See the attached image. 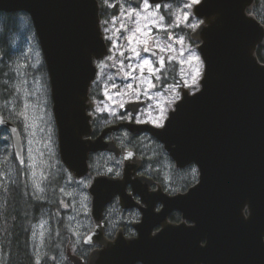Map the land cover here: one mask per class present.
Returning a JSON list of instances; mask_svg holds the SVG:
<instances>
[{
  "label": "water",
  "instance_id": "water-1",
  "mask_svg": "<svg viewBox=\"0 0 264 264\" xmlns=\"http://www.w3.org/2000/svg\"><path fill=\"white\" fill-rule=\"evenodd\" d=\"M255 2L201 0L193 7L203 20L191 35L200 42L205 65L201 88L194 94L182 92L164 128L124 122L91 140L90 90L97 62L109 52L98 0H0V12H25L31 18L49 76L61 160L75 177L88 173L90 153L120 154L115 141L105 138L122 128L133 135L151 134L176 168L195 164L199 169V181L188 192L146 199L130 177L137 167L128 161L135 154L126 151L123 178L100 176L90 188L96 225L84 242L102 249L90 254L88 264H264V63L257 56L258 48H264V25L249 13ZM145 49L159 54L154 47ZM143 105L131 102L124 111L134 117ZM0 129L11 133L23 165L19 128L0 115ZM129 184L141 194L144 208L127 192ZM115 197L123 209L141 208V221L134 225L137 236L104 237L101 220ZM157 201L163 204L160 211L154 209ZM174 210L182 213L183 223L168 222ZM69 258L85 264L77 256Z\"/></svg>",
  "mask_w": 264,
  "mask_h": 264
},
{
  "label": "rangeland",
  "instance_id": "rangeland-1",
  "mask_svg": "<svg viewBox=\"0 0 264 264\" xmlns=\"http://www.w3.org/2000/svg\"><path fill=\"white\" fill-rule=\"evenodd\" d=\"M99 1L106 8L101 28L110 52L98 63L94 87L100 97H92L91 115L102 126L123 118L129 120L130 115L122 111L123 107L129 102L144 101L136 121L156 125L163 110L165 119L161 123L164 124L169 111L181 97L178 86L200 88L204 63L197 49L200 42L192 41L190 34L202 20L194 16V5L185 7L191 0H172L147 11L143 8V0ZM31 24L28 17L22 16L20 29L15 34L13 93L3 105L19 123L25 159L23 165L16 160L19 168L10 163L8 156L13 143L9 132L2 130L0 190L6 180L20 174L27 192L47 204L43 209L45 213L34 218L36 223L31 229V248L36 264H70L71 254L86 256L83 240L94 225L87 193L89 182L72 179L61 162L48 74L43 70L45 62L41 49L33 42ZM137 28L140 31H135ZM150 38L155 40V47L160 51L157 58L147 56L143 51ZM145 59L151 65L141 68ZM161 59L164 64L159 63ZM3 161L4 167L1 166ZM162 162L166 169H171L166 158ZM106 163V172H112L113 167ZM37 185L43 191H38ZM107 218L110 223H116V204L108 208ZM4 262L5 253L0 241V264Z\"/></svg>",
  "mask_w": 264,
  "mask_h": 264
},
{
  "label": "flooded vegetation",
  "instance_id": "flooded-vegetation-1",
  "mask_svg": "<svg viewBox=\"0 0 264 264\" xmlns=\"http://www.w3.org/2000/svg\"><path fill=\"white\" fill-rule=\"evenodd\" d=\"M151 47H155V40L153 38L149 39V44H146ZM160 52V51H159ZM166 65V63H165ZM179 82V81H177ZM180 92L183 89H189L190 93L196 92V88H187L185 86H178ZM129 120L124 119L115 120L113 125L123 123V122H136V123H150L146 122H137L136 117H132L130 113ZM95 119L93 121V132L90 136L91 140L98 138L102 131L106 126H101L96 124ZM152 124V123H150ZM153 125V124H152ZM156 126V125H154ZM157 127V126H156ZM124 136V137H123ZM123 137V140H120ZM107 140H113L117 143V145L121 148L122 151L131 150L135 154V160L129 159V163L134 164L137 167L136 170L131 171V180L136 182V189L143 193L147 198H152L154 195L159 194H168V195H176L180 193H186L191 187H193L199 180V172L195 165H190L189 167L178 170L175 166V163L169 157V155L164 151V148L161 144H159V150L155 147V139L149 133H142L139 135H133L126 131L125 129H121L120 131L109 133L106 138ZM130 140L135 143L136 149L126 148L123 149V142ZM151 142H153L152 145ZM167 159L171 164V169H166L163 165L162 159ZM89 163V172L86 176L81 179H77L74 177L72 173H69L72 179L74 180H87L89 185L87 187V193L92 201L90 188L93 181L100 177L107 175L112 178H122L123 177V167L126 163V158L124 154L117 155L115 152L108 151H100L89 154L88 157ZM106 161L109 163L108 167H113L112 172H106ZM189 184V186H187ZM127 192L133 195L134 200L141 205L142 208L146 205L145 201H143L140 193L134 191L132 184H129L127 187ZM41 202H44L41 200ZM114 204L118 205V218L116 223H110L107 218L108 208L113 206ZM163 207L161 201H157L155 203V211H160ZM248 215V211L245 212ZM142 212L141 208L135 207L132 209H122L120 207V199L116 197L110 205L105 209L103 214L101 224L104 229V237L110 241H114L117 236L123 235L125 238H132L137 235V231L134 228L136 223L141 221ZM92 219V216L90 217ZM93 220V219H92ZM168 222L170 224H181L184 222L182 217V213L174 210L168 217ZM94 223V221H93ZM187 224H190L189 221H186ZM95 227V223L93 225V229ZM92 229V230H93ZM91 230V231H92ZM160 230V227L154 229V232ZM86 264H88L89 255L92 251L96 249H101L102 246L95 244L93 246H86ZM69 250V248H68ZM72 264V263H71ZM137 264V263H136Z\"/></svg>",
  "mask_w": 264,
  "mask_h": 264
},
{
  "label": "trees",
  "instance_id": "trees-1",
  "mask_svg": "<svg viewBox=\"0 0 264 264\" xmlns=\"http://www.w3.org/2000/svg\"><path fill=\"white\" fill-rule=\"evenodd\" d=\"M99 3L100 17L101 19H104L106 15V8L102 6L100 1ZM250 13L255 15L258 20L264 24V0H256L255 6ZM22 16L28 17L31 23L29 15L24 12H0V114L6 119L14 122L18 127L19 123L16 122L13 116H10L7 113L3 105L13 93L12 84L14 75L16 74L13 68L15 60L14 43H16L15 34L20 29ZM30 31L33 32V42L35 41L36 44L39 45L37 36L34 34L35 31L32 24ZM257 56L259 60L264 63V48L260 47L258 49ZM28 68L31 69L32 67ZM43 70L46 74L45 64L43 65ZM33 71L36 70L34 69ZM91 97H100L99 92L96 91V87L92 88ZM95 122V126H97V120ZM154 144L159 150V143L155 142ZM128 146L136 149L134 142L130 140L123 142V147L128 148ZM8 158L10 163L15 164L19 168L13 150ZM4 165L3 161L1 166L4 167ZM187 186H189V184H187ZM0 198V241L1 248L5 253L4 264H36V257L31 248V229L32 224L35 221L34 218L38 217L37 214L41 215L45 213L43 209L47 206L46 202L37 201L27 192L26 185L19 173L5 181L2 189L0 190ZM26 225L28 228H25Z\"/></svg>",
  "mask_w": 264,
  "mask_h": 264
},
{
  "label": "snow or ice",
  "instance_id": "snow-or-ice-1",
  "mask_svg": "<svg viewBox=\"0 0 264 264\" xmlns=\"http://www.w3.org/2000/svg\"><path fill=\"white\" fill-rule=\"evenodd\" d=\"M197 3H199V0H191V3L185 5V7H192L193 5H195ZM150 7L154 8L156 6L155 5H150L149 4V0H143V8H144V10L147 11ZM193 27H196V25H193ZM135 31L138 32V31H140V29L137 28ZM147 50L148 49H145V51H147ZM194 58L197 59V60L199 59V57H194ZM159 63L160 64H164V60L161 59L159 61ZM150 65H151V62L149 60L145 59V60L142 61V64H141L140 67L143 68L145 66H150ZM152 71H155V69H152ZM198 74L199 73H197V75ZM192 79H193V83H195L196 77L194 76ZM177 107H178V105H177ZM164 119H165V117L163 115V110H161V115L156 120V126L159 127V128H164L165 125L163 123H161V121H163ZM129 156H131V153H129ZM109 171H111V170H109ZM37 189H38V191H43V189H40L38 185H37Z\"/></svg>",
  "mask_w": 264,
  "mask_h": 264
},
{
  "label": "clouds",
  "instance_id": "clouds-1",
  "mask_svg": "<svg viewBox=\"0 0 264 264\" xmlns=\"http://www.w3.org/2000/svg\"><path fill=\"white\" fill-rule=\"evenodd\" d=\"M261 240L264 241V237H261ZM137 264H143L142 261H137Z\"/></svg>",
  "mask_w": 264,
  "mask_h": 264
},
{
  "label": "bare ground",
  "instance_id": "bare-ground-1",
  "mask_svg": "<svg viewBox=\"0 0 264 264\" xmlns=\"http://www.w3.org/2000/svg\"><path fill=\"white\" fill-rule=\"evenodd\" d=\"M14 37V36H13ZM14 43V42H13ZM14 49V48H13ZM6 221H7V219H6ZM8 222V221H7ZM10 222V221H9ZM6 223V222H5ZM11 223V222H10ZM10 226V225H9ZM9 228V227H8ZM25 228H28V226L26 225V227ZM28 230V229H27ZM29 231V230H28Z\"/></svg>",
  "mask_w": 264,
  "mask_h": 264
}]
</instances>
